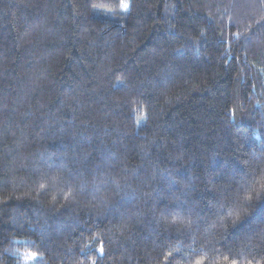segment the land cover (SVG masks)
<instances>
[{
    "label": "trees",
    "instance_id": "obj_1",
    "mask_svg": "<svg viewBox=\"0 0 264 264\" xmlns=\"http://www.w3.org/2000/svg\"><path fill=\"white\" fill-rule=\"evenodd\" d=\"M126 2L0 0V264H264V0Z\"/></svg>",
    "mask_w": 264,
    "mask_h": 264
},
{
    "label": "snow or ice",
    "instance_id": "obj_2",
    "mask_svg": "<svg viewBox=\"0 0 264 264\" xmlns=\"http://www.w3.org/2000/svg\"><path fill=\"white\" fill-rule=\"evenodd\" d=\"M121 4H122V6H123L124 9H127L129 7V4L126 2V0H121ZM260 27H264V24H261ZM235 200H236V203H237L238 206H240V207H243L244 206V202L242 200V194H241V192H237L236 193ZM261 200H264V195L261 196ZM247 206L248 207H251V204H248ZM245 217H243V218H245ZM242 219L239 222H241ZM261 222L264 223V221H261ZM251 229H254V227L251 228Z\"/></svg>",
    "mask_w": 264,
    "mask_h": 264
}]
</instances>
